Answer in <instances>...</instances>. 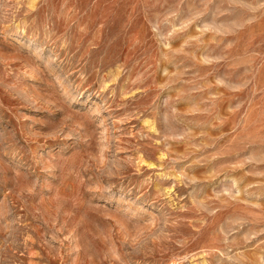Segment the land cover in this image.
I'll use <instances>...</instances> for the list:
<instances>
[{
  "label": "rangeland",
  "instance_id": "obj_1",
  "mask_svg": "<svg viewBox=\"0 0 264 264\" xmlns=\"http://www.w3.org/2000/svg\"><path fill=\"white\" fill-rule=\"evenodd\" d=\"M0 264H264V0H0Z\"/></svg>",
  "mask_w": 264,
  "mask_h": 264
}]
</instances>
